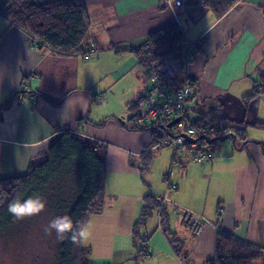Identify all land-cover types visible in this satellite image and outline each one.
<instances>
[{"label":"crops","instance_id":"obj_1","mask_svg":"<svg viewBox=\"0 0 264 264\" xmlns=\"http://www.w3.org/2000/svg\"><path fill=\"white\" fill-rule=\"evenodd\" d=\"M81 1L90 23L86 54L51 53L0 14V178L26 173L60 132L70 130L106 146L104 207L88 217L89 237L81 242L89 248L88 264H204L218 230L264 252V0H237L220 17L195 0ZM182 15L184 42L194 45L187 68L194 111L236 126L246 140L219 139L211 146L214 157L175 164L170 150L154 153L156 140L144 119V129L128 128L132 105L148 83L128 48L151 31L177 25ZM125 73L132 82L118 89ZM145 152L150 157L142 170ZM148 193L164 197L166 226L181 252L158 209L140 229L149 251L133 245V225ZM184 208L202 219L197 234L183 225Z\"/></svg>","mask_w":264,"mask_h":264},{"label":"trees","instance_id":"obj_2","mask_svg":"<svg viewBox=\"0 0 264 264\" xmlns=\"http://www.w3.org/2000/svg\"><path fill=\"white\" fill-rule=\"evenodd\" d=\"M237 0H195L196 4L207 7L215 17H220ZM0 14L30 35L39 47L48 49L58 55L86 54L84 43L90 40V23L81 0H22L19 2L4 0L0 2ZM184 36L176 24L169 25L147 33L145 40L137 47L128 50L137 58L144 57V63L163 56L178 57L183 47ZM196 45V44H195ZM162 49V50H161ZM141 63V62H139ZM39 93V92H38ZM138 97V96H137ZM137 99V98H136ZM136 102V101H135ZM135 102L133 103L135 106ZM7 104L3 105L6 106ZM138 108L137 105L132 110ZM144 115L131 116V130L144 129L139 120ZM192 122L193 139L200 149L212 145L226 137H241L243 131L233 125L218 128L219 119L210 113L197 114ZM144 119V118H143ZM151 127V122L149 126ZM156 129L152 128L154 139ZM150 154L142 155V170L146 169ZM106 146L94 140L80 136L70 130L60 132L50 143L44 159L29 165L26 173L17 176L0 178V232L18 230V221L8 212V203L13 198H27L30 195H41L46 204H53L58 212L72 218L74 225L86 223L91 214L100 213L104 207V173ZM68 181L70 192L59 198L53 186L64 178ZM152 193L143 197L138 219L133 225V245L141 252L140 229L145 225L154 209H158L160 223L168 232L170 240L175 243L177 252H181L178 239L166 226V207L161 198ZM161 201V202H160ZM220 205L218 210L220 211ZM179 211V210H178ZM217 211V216L220 212ZM181 218V209L179 211ZM182 221V220H181ZM23 222V221H21ZM184 225V224H183ZM89 248L81 242L73 243L70 238L58 240L56 245V264H88ZM184 256V254H183ZM186 259V253L183 257ZM264 264V252L231 234L218 230L214 242V254L204 264Z\"/></svg>","mask_w":264,"mask_h":264},{"label":"built area","instance_id":"obj_3","mask_svg":"<svg viewBox=\"0 0 264 264\" xmlns=\"http://www.w3.org/2000/svg\"><path fill=\"white\" fill-rule=\"evenodd\" d=\"M191 0H171L174 5L188 4ZM187 23V18L182 15L178 19L177 25L181 28ZM194 45L183 43L181 54L178 57L163 56L144 63V57L137 58L141 62L148 74V83L145 90L137 97L136 105L146 117L152 118L156 124V144H171L174 148L175 161L187 159L182 151L178 154V149L185 150L195 161L202 162L212 158L213 153L210 146L206 145L200 149L198 143L193 139L194 128L192 122L196 119L197 112L192 107L195 97V84L187 74L188 63L190 61L191 50ZM182 72L181 75H179ZM208 113H205L206 115ZM179 117L178 122H182L184 130L173 132V125L167 124L174 118ZM177 126V125H176ZM223 126L219 120L218 128ZM164 200V197H160ZM181 220L185 227L192 234H197L203 221L197 215H193L186 209H181ZM140 246L145 252L146 236L141 234Z\"/></svg>","mask_w":264,"mask_h":264},{"label":"rangeland","instance_id":"obj_4","mask_svg":"<svg viewBox=\"0 0 264 264\" xmlns=\"http://www.w3.org/2000/svg\"><path fill=\"white\" fill-rule=\"evenodd\" d=\"M184 33L185 36L187 37L188 32H186V29ZM88 42L89 41H86V43H84L85 49L87 48ZM120 65L122 66L123 64ZM115 71L117 72L116 74L117 76L122 73L121 67L116 68ZM110 75L112 76V74L110 73L108 74L107 77H109ZM130 82H132L131 75H129V73H125L121 81L118 83L117 88L119 89L122 87H128V84ZM114 91H115L114 88L107 89L106 91L108 92L107 97L111 99L113 97L111 93ZM103 97H105L104 92H102V94L97 96L98 99H96L95 102L97 101L101 102L102 101L101 99ZM130 112L133 113V115H135V118H138V115L142 114L139 108H136L134 109V111H130ZM116 117L120 118L121 116H116ZM143 118L147 126H149V122H151L152 128L155 129L154 124L156 123L152 118L146 116L142 117L139 120L140 123H142L141 120H143ZM172 127H174L172 130L173 132L177 130L182 132L184 130V126L181 121L174 124ZM218 141L219 140H217L216 142ZM156 146L154 153L161 150H170L172 153V159L174 158L175 150L171 144H165L161 142ZM177 151L178 154H180L183 151L184 154L182 155H184V157L186 156L185 158L187 159L181 161L172 160L173 163L182 164L186 160L194 161L195 163L196 162L200 163L198 161H195L189 153L187 154L185 150L178 149ZM67 180L71 181L69 177L64 178L63 181H59L57 185L53 186L55 192H53L52 194H55L59 198H64L71 191L70 190L71 184H68ZM54 205L55 202L53 204L49 203L48 205H45L44 210L40 212L38 215L25 217L23 220L18 221L19 227L17 231L10 230L8 232L7 231L2 233L0 232V264H56V259H57L56 245L58 239L56 238V234L54 231L52 232L51 235L46 234L44 231L45 226L49 223L50 220H52L56 216L64 215L62 214L61 211L58 212ZM184 209L190 211L194 215L191 209L189 208H184ZM154 220L155 218L153 217V220L151 221V225L154 223Z\"/></svg>","mask_w":264,"mask_h":264},{"label":"clouds","instance_id":"obj_5","mask_svg":"<svg viewBox=\"0 0 264 264\" xmlns=\"http://www.w3.org/2000/svg\"><path fill=\"white\" fill-rule=\"evenodd\" d=\"M46 200L39 194L27 196V198H13L8 203V212L16 219L23 220L25 217L38 215L45 208ZM46 234L51 235L54 231L58 240L70 238L73 243L87 241L89 226L87 223L74 225L68 215L56 216L45 226Z\"/></svg>","mask_w":264,"mask_h":264},{"label":"water","instance_id":"obj_6","mask_svg":"<svg viewBox=\"0 0 264 264\" xmlns=\"http://www.w3.org/2000/svg\"><path fill=\"white\" fill-rule=\"evenodd\" d=\"M179 121V117H176L174 118L173 120H171L167 125L170 126V125H173L174 123L178 122Z\"/></svg>","mask_w":264,"mask_h":264}]
</instances>
